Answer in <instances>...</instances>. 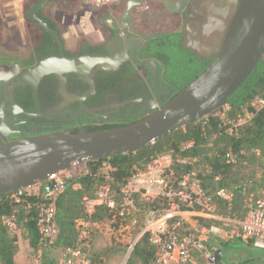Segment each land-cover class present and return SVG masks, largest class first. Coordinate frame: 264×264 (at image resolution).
I'll return each instance as SVG.
<instances>
[{
  "label": "water",
  "instance_id": "obj_1",
  "mask_svg": "<svg viewBox=\"0 0 264 264\" xmlns=\"http://www.w3.org/2000/svg\"><path fill=\"white\" fill-rule=\"evenodd\" d=\"M158 1L174 11L172 0ZM139 5L141 0L126 2L120 26L128 29L108 42L109 57H50L24 70L14 64L0 67V124L8 76L17 74L19 85L32 86L37 100V87L44 76L54 75L65 87V74L86 79L91 71L118 68L128 56L129 42L135 40L131 39L136 35L131 11ZM188 10L185 24L188 47L202 57L213 56L212 63L196 79L163 106L156 107V101H161L159 97L152 100L148 107L150 114L132 124L0 141V196L38 186L52 175L70 170L74 164L136 153L189 123L224 113L228 99L264 60V0H191ZM30 17L61 44L58 32L50 29L37 12ZM142 39L147 36L142 35ZM149 63L155 70V64ZM89 96L87 93L77 100L82 102ZM11 103L15 105L13 99Z\"/></svg>",
  "mask_w": 264,
  "mask_h": 264
},
{
  "label": "trees",
  "instance_id": "obj_2",
  "mask_svg": "<svg viewBox=\"0 0 264 264\" xmlns=\"http://www.w3.org/2000/svg\"><path fill=\"white\" fill-rule=\"evenodd\" d=\"M46 36L50 37V34ZM179 36V33H175L162 37L177 40ZM180 51L181 49L178 48L176 53ZM209 64V62L203 63L200 70L188 78L181 90L196 79ZM260 96H264V60L259 62L244 84L228 99L224 106V113L189 123L136 153L90 161L89 175L70 179L68 187L57 201L56 220L60 233L52 245L43 242L38 233L37 207L28 209L26 204L17 205L10 201L8 195H1L0 264H16V256L20 252L18 235L21 232L27 234L30 246L35 251H40L39 264H59L63 252L77 246L79 222L94 224L90 227L93 236L92 264H108L110 256L114 253L126 254L127 250L129 252L133 238L142 230L146 209L148 207L164 209L167 206L166 200L159 198L153 204H141L140 211L126 221L103 206H99L91 216H88L83 199L85 197L94 199L98 189L103 184H107L106 175L100 172L104 162H108L113 168L109 173L112 178L110 184L111 189L118 194L122 186L137 171H145L149 164L160 158L171 156L173 182H177L185 174L195 172L206 195L212 197L217 204L219 214L223 216L233 214L244 218L250 211V208L246 207V193L249 191L247 185L256 184L257 187L264 188V109L248 123L239 126L234 124L249 110L253 100ZM229 154L233 156V162H228ZM185 158L197 159V161L190 166L178 162L179 159ZM219 190L232 194L233 201L228 203L218 198ZM26 202L41 203L43 198L28 196ZM10 216L16 218L17 233L12 232L3 222L4 217ZM195 219L204 225H220L217 221ZM106 220L112 221L117 232L122 229V225L124 227L129 225L132 237L124 243H111L105 250L95 254V230ZM134 221L136 222L133 223ZM246 245L253 247L250 243ZM53 252L55 254L58 252V257H55ZM155 261L156 250L150 243L148 235H144L133 247L126 264H154ZM243 263L250 264L247 260Z\"/></svg>",
  "mask_w": 264,
  "mask_h": 264
},
{
  "label": "flooded vegetation",
  "instance_id": "obj_3",
  "mask_svg": "<svg viewBox=\"0 0 264 264\" xmlns=\"http://www.w3.org/2000/svg\"><path fill=\"white\" fill-rule=\"evenodd\" d=\"M74 1L60 0L61 4ZM172 1L175 3L173 12L158 0H141V5L132 9L136 35L131 39L135 40L129 42L128 56L121 60L118 68L110 66L106 70L91 71L86 79L71 73L65 74V87L54 75L44 76L37 87V100L32 86L19 85L17 74L8 76L0 141L6 143L59 132L77 133L80 129L97 131L124 126L147 117L150 114V102L157 97L161 101H156V107L174 98L203 63H212L213 56L202 57L188 47L185 24L189 19L188 6L191 0L187 3H183L184 0ZM42 3L34 7L30 16L37 12V16L50 29L58 32L62 45L30 17L41 30V35L27 49L28 56L0 55V67L14 64L24 70L50 57H109L108 42L116 40L119 33L123 34L128 29V26H120V17L124 12L116 14L109 6H105L102 16H99L105 40H84L75 46V50H69L59 28L44 16L43 7H40ZM160 26L163 28L155 29ZM175 33L180 34L177 40L162 37ZM46 34H50V37ZM142 35H146L147 39H142ZM136 39L141 42L138 43ZM176 48L181 51L176 53ZM149 62L155 64V70ZM1 87L0 83V100ZM87 93L90 96L86 100H77V97ZM11 99L15 105H12Z\"/></svg>",
  "mask_w": 264,
  "mask_h": 264
},
{
  "label": "built area",
  "instance_id": "obj_4",
  "mask_svg": "<svg viewBox=\"0 0 264 264\" xmlns=\"http://www.w3.org/2000/svg\"><path fill=\"white\" fill-rule=\"evenodd\" d=\"M263 109L264 96L255 98L249 110L234 125L248 123ZM228 158V162H233L231 154ZM163 161H166L165 165ZM196 161L197 159L191 158L178 160L179 163L188 166ZM89 162L74 164L70 170L52 175L38 186L7 194L10 201L17 205L26 204L28 209L38 208L36 227L43 242L52 245L57 240L60 233L56 220L57 201L68 187L70 179L89 175ZM172 165L171 156L156 160L147 166L148 171L147 169L137 171L117 194L111 189L110 184L112 178L109 173L113 168L108 162H104L100 172L106 175L107 184H103L98 189L94 199L88 197L83 199L86 214L91 216L99 206H103L126 221L140 211L141 204L150 205L156 199L164 198L166 208L146 209L142 230L133 238L129 248L130 254L138 241L144 235H148L150 243L156 250L154 264H193L195 256L200 257L207 264H228L223 260L222 244L236 240L264 250V199L257 201L256 206L250 208L244 218L233 214L223 216L218 213L217 204L212 197L206 195L196 173L185 174L177 182H173ZM154 166L156 168L151 169ZM28 196H41L43 202L34 204L26 202ZM217 196L228 203L233 201L232 194L225 190H219ZM195 218L217 221L220 225L200 224ZM3 222L12 232H18V224L14 216L4 217ZM91 226L94 224L78 223L77 246L63 252L59 264H92ZM121 228L118 232L121 241L131 240L130 226L122 225Z\"/></svg>",
  "mask_w": 264,
  "mask_h": 264
},
{
  "label": "rangeland",
  "instance_id": "obj_5",
  "mask_svg": "<svg viewBox=\"0 0 264 264\" xmlns=\"http://www.w3.org/2000/svg\"><path fill=\"white\" fill-rule=\"evenodd\" d=\"M42 2L44 0H0V55L28 56L27 49L34 39L41 35L39 27L31 21L30 13ZM126 2L127 0H76L73 3L61 4L60 0H46L42 12L59 28L68 49L75 50V46L84 40L103 42L104 30L99 20L103 8L109 6L114 13L122 14ZM162 28V26L155 27L156 30ZM163 162L165 165L166 161ZM153 168L156 166L151 169ZM148 169L147 167L146 171ZM247 188L249 191L246 193V207L253 208L257 201L264 199V188L257 187L256 184H248ZM18 236L20 252L16 256V264H39L40 251L37 252L30 246L25 232H21ZM111 243L124 242L121 241L120 234L115 230L112 221L106 220L95 230V254L105 250ZM224 245L223 260L228 264L242 260L246 252H250L248 256L252 257L249 259L252 264H264V261L257 258L264 257V250L247 246L238 240ZM131 253L129 254L128 250L126 254L114 253L110 256L108 264H126ZM53 254L58 257V252ZM197 264L207 263L199 259Z\"/></svg>",
  "mask_w": 264,
  "mask_h": 264
},
{
  "label": "crops",
  "instance_id": "obj_6",
  "mask_svg": "<svg viewBox=\"0 0 264 264\" xmlns=\"http://www.w3.org/2000/svg\"><path fill=\"white\" fill-rule=\"evenodd\" d=\"M242 242H243V241H242ZM243 243H244V244H247L246 242H243ZM222 247H223V249L225 248L224 244L222 245ZM248 254H250V252H246L242 260H235V261H232V262L229 263V264H239V263H243V262H245L246 260L249 261V259L252 258V257H249L250 255L248 256ZM257 258H258L259 260H262V258H264V257L258 256ZM199 259H201V258L198 257V256H195V257H194V262H193V264H197V260H199ZM249 263L252 264L250 261H249Z\"/></svg>",
  "mask_w": 264,
  "mask_h": 264
}]
</instances>
